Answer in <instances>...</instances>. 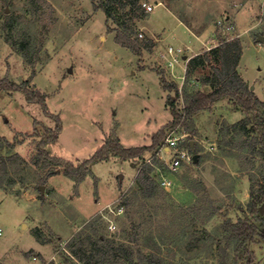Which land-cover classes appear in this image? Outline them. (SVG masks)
Listing matches in <instances>:
<instances>
[{
    "label": "rangeland",
    "instance_id": "rangeland-1",
    "mask_svg": "<svg viewBox=\"0 0 264 264\" xmlns=\"http://www.w3.org/2000/svg\"><path fill=\"white\" fill-rule=\"evenodd\" d=\"M116 2L108 20L96 8L105 0L96 4L0 0V79L8 77L19 84L30 79L31 89L46 94L49 111L60 117L63 126L58 141L46 145L52 156L82 162L115 133L127 148L149 145L152 136L173 119L166 105L170 93L162 89L157 71L163 70L181 89L190 59L217 47L219 37L240 39L243 55L238 73L264 102V0H146L154 12L141 10L137 16L123 9L121 0ZM124 26L131 27L139 40H152L154 49L138 57L118 45L109 28ZM170 45L182 48L184 54L172 71L164 68L160 57ZM210 58V65L192 72L190 89L211 90L203 80L219 66L218 54L213 52ZM177 105L182 108L183 100ZM242 118L240 110L223 100L212 112L194 119L196 133L169 128L162 149L169 134L175 133L182 138L180 147L194 142L200 158L172 170L167 166L172 154L161 149L157 158L167 170L156 167L152 177L161 181L164 176L173 185L167 190L160 183L158 196L143 200L136 196L137 178L153 155L101 162L76 189L75 181L60 168L51 177L48 172L53 167L35 161L37 144L45 128H55V120L24 93L0 92V137L14 142L39 133L14 150L1 149L3 156L20 158L10 165L9 193L0 188V261L64 264L61 255L70 254L66 244L87 223L95 222L87 233L96 229L135 256L140 250L151 252L147 246L151 236L166 252V264H226L217 245L219 228L226 219L236 222L247 214L250 188L257 184L263 162L257 157L253 164H245L242 149L220 143V129ZM35 122L41 124L37 129ZM237 140L241 141L239 135L231 133L225 142ZM230 151L241 157L225 156ZM122 202L127 206L118 215ZM34 231L52 245H40ZM249 248L256 255L254 263H264V241ZM33 250L45 259L41 255L37 257L43 261L34 259ZM120 263L131 264L125 257Z\"/></svg>",
    "mask_w": 264,
    "mask_h": 264
},
{
    "label": "trees",
    "instance_id": "trees-1",
    "mask_svg": "<svg viewBox=\"0 0 264 264\" xmlns=\"http://www.w3.org/2000/svg\"><path fill=\"white\" fill-rule=\"evenodd\" d=\"M92 1L96 2V0ZM116 1L118 0H105V3L100 6L96 5V8L102 9L108 20H110L114 16L112 7L113 4L117 3ZM145 1L121 0V6L123 9L129 8L137 16L141 10L146 12L142 8V3ZM109 31L115 32L114 39L118 45L129 49L138 57H141L144 51H152L155 47V43L152 40H139L129 26H124L119 30L109 28ZM219 39V44L214 48L215 50H209L190 59L187 64L185 83L181 89L176 82L167 79L163 70L157 71L162 89L170 93L166 98V105L170 108L173 119L152 136L149 145L127 148L121 144L115 133V135L106 139L92 157L79 163H72L63 158L52 156L46 150V145L54 144L58 141L63 129L62 121L59 116L49 111L46 104V94L39 90L31 89L30 79L19 84L8 77L2 78L0 79V92L24 93L29 102L39 103L43 107L45 114L55 120V128H45L44 135L37 144L38 153L35 161L53 167L48 172V176L51 177L60 168L66 177L75 181L76 189L87 177L93 176V167L101 162L109 161L112 158H118L121 161L138 160L143 159L146 153L153 155V161L143 163L137 178L138 191L136 196L143 200H151L160 193V178L156 180L152 177V173L156 167L163 168L164 171L167 170L166 165L162 164L157 158L159 151L163 148L162 144L167 130L169 128L182 127L189 131L188 133L194 134L196 133L194 119L197 116L204 112H212L215 106L223 100L234 105L236 109L241 111L243 118L235 124L225 125L220 129V143L242 149L245 164H253L257 157H261L263 162L260 176L257 177L259 178L258 182L257 184L253 182L250 188L247 214L236 222L228 218L221 224L219 228L221 241L217 242V245L227 263L255 264L256 255L249 248V245L264 241V213H261L264 208V102L259 99L238 73V67L243 55V46L240 39L235 38L229 41L222 40L220 37ZM213 52L218 54L219 66L213 68L214 74L211 76L212 78L203 80L205 86H209L211 90L190 89L192 72L199 66L210 65V54ZM181 99L183 100L182 108L177 105V102ZM39 125L41 124L35 122V129ZM231 133L238 134L241 141L225 142V139ZM36 135L39 136L37 130L33 135L25 134L21 140L16 138L14 142H10L5 137H0V188L4 192L9 193V188L13 185L9 181L10 165L15 163L20 156L18 154L3 156L1 149L14 150L18 145L24 144L27 137H35ZM183 148L188 149L193 156L199 154L196 150V144L192 146L191 142H185ZM225 156L241 157L234 151L228 152ZM163 173L161 170L159 175L162 176ZM43 183L45 181H42ZM120 206L126 208L127 204L122 202ZM94 225L95 222L87 223L81 232H78L69 240L66 247L70 254L65 257L61 255L64 264H73L74 261L79 264H121L120 261L123 257L131 264H166L164 258L166 252L161 250V246L151 236H148L147 244L149 248H152L151 252L146 254L140 250L135 256L133 251L116 246L114 241L100 235L96 229L92 233H87ZM34 235L37 241L42 244L51 243L43 240L38 231H34Z\"/></svg>",
    "mask_w": 264,
    "mask_h": 264
},
{
    "label": "built area",
    "instance_id": "built-area-1",
    "mask_svg": "<svg viewBox=\"0 0 264 264\" xmlns=\"http://www.w3.org/2000/svg\"><path fill=\"white\" fill-rule=\"evenodd\" d=\"M142 8L145 9L147 13H152L154 11V6L150 5L146 1L142 3ZM226 30L231 31L232 27H227ZM140 37H143V35L140 34ZM183 56L184 54L182 48H176L171 45L160 55L162 61L165 64L164 68L171 71L176 65L180 64L181 58H183ZM181 139L182 138L177 137L175 133H170L166 140V148L162 149L167 150L172 154L170 162L167 163V166L172 170L179 169L181 166L185 164H191L193 162V155L190 153V151L186 148L180 147ZM161 185L165 189L169 190L173 183L163 176ZM124 210V206H119L116 213L119 215L124 213ZM113 227L114 225H110L109 229L112 230Z\"/></svg>",
    "mask_w": 264,
    "mask_h": 264
},
{
    "label": "water",
    "instance_id": "water-1",
    "mask_svg": "<svg viewBox=\"0 0 264 264\" xmlns=\"http://www.w3.org/2000/svg\"><path fill=\"white\" fill-rule=\"evenodd\" d=\"M259 40H260L261 42H263V38H262V37H259ZM184 59L186 60V58H184ZM251 90H253V88H251ZM191 145L194 146V142H191ZM198 158H199L198 155L193 156V161H195V162L198 161ZM40 190L43 192L44 187L41 186V187H40ZM263 212H264V209L261 210V213H262V214H263Z\"/></svg>",
    "mask_w": 264,
    "mask_h": 264
},
{
    "label": "crops",
    "instance_id": "crops-1",
    "mask_svg": "<svg viewBox=\"0 0 264 264\" xmlns=\"http://www.w3.org/2000/svg\"><path fill=\"white\" fill-rule=\"evenodd\" d=\"M154 12V11H153ZM152 12V13H153ZM156 43H158V40H157V42ZM179 65V64H178ZM240 67V66H239ZM239 67H238V69H239ZM37 240V239H36ZM40 245H43V246H45V245H52L51 243H49V244H42V243H40L39 241H37ZM34 251V250H33ZM35 252V251H34ZM56 253V252H55ZM35 256L33 257L34 259H36V258H39V259H41V257H37L38 255H41V254H37L36 252H35ZM42 256V255H41ZM43 257V256H42ZM42 259H45L44 257L42 258ZM41 259V260H42ZM43 261V260H42ZM46 261H49V260H46ZM50 262V261H49ZM0 264H5L4 262H2V261H0ZM63 264V263H62Z\"/></svg>",
    "mask_w": 264,
    "mask_h": 264
}]
</instances>
